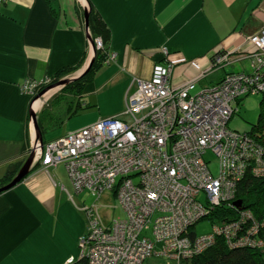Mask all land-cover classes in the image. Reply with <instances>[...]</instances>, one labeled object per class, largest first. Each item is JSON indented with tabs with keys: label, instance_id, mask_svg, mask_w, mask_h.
<instances>
[{
	"label": "crops",
	"instance_id": "crops-1",
	"mask_svg": "<svg viewBox=\"0 0 264 264\" xmlns=\"http://www.w3.org/2000/svg\"><path fill=\"white\" fill-rule=\"evenodd\" d=\"M86 5L104 20L116 58L95 76L87 94L94 108L83 111L86 120L75 128L122 110L130 78H148L155 62L172 65L176 87L202 76L195 89L217 76L208 69L218 49L232 54L217 81L226 72L249 70L246 38L264 27V0H6L0 8V175L32 139L30 98L20 87L25 78L93 57ZM58 170L50 165L0 194V264H65L78 256L87 217Z\"/></svg>",
	"mask_w": 264,
	"mask_h": 264
},
{
	"label": "built area",
	"instance_id": "built-area-1",
	"mask_svg": "<svg viewBox=\"0 0 264 264\" xmlns=\"http://www.w3.org/2000/svg\"><path fill=\"white\" fill-rule=\"evenodd\" d=\"M252 38L263 52L254 63L255 74L246 76L248 86L243 88L242 76L232 74L192 93L194 81L176 87L169 79L170 70L159 67V73L148 80L136 78L142 88L140 98L135 97L128 110L134 116L152 111L149 117L128 123L107 116L70 136L71 147L63 151L73 154L65 160L73 183L92 194L110 190L125 207L124 218L107 221L96 207L88 208L89 226L79 247L89 264H145L150 255L161 251L168 258H189L210 247L214 235L226 232L225 226H217L213 232L190 235L191 226L208 214V206L233 195L229 175L235 163L243 168L255 152L261 153L243 133L228 128L229 116L225 115L231 108L235 112V95L246 89L264 90V30ZM168 102L172 107H167ZM168 136L176 143L169 146ZM89 137L96 138V144L88 145ZM68 142H61L62 147ZM53 150L58 151L57 145ZM208 150L220 160L217 176L206 162ZM54 153H44L45 163L57 157ZM203 192L206 197L201 196ZM150 225L152 237L144 232ZM97 248L100 252L93 255ZM76 260L70 257L68 263Z\"/></svg>",
	"mask_w": 264,
	"mask_h": 264
},
{
	"label": "trees",
	"instance_id": "trees-1",
	"mask_svg": "<svg viewBox=\"0 0 264 264\" xmlns=\"http://www.w3.org/2000/svg\"><path fill=\"white\" fill-rule=\"evenodd\" d=\"M88 20L93 39H102L106 46L104 51L98 48L96 49L90 70L83 74L81 78L77 79V83L76 81H73V83H67L64 86L66 89L63 92L61 91L62 93L68 91L65 93L63 99L68 98V96L72 97L73 99L67 102V108L69 110L67 118L71 116V113L72 116H75L80 112L85 111V109L93 106L89 100H86L87 94L94 90L95 74L102 67L107 55L109 54L108 43L110 39V31L108 30L104 20L96 12L93 6L90 7ZM224 66L225 63L218 65L214 69L218 70L222 67L224 68ZM250 66L251 68L249 70L226 72L218 79V81L216 79L214 84H208L202 88L206 86H215L232 74L242 76V79L240 78L239 81H241L240 83L244 88L248 86L249 83L247 81L249 78L246 76H252L256 72V67L252 62ZM72 72H74V69L71 66L61 68L54 75H52V81L50 84L57 83ZM35 80L38 81L39 79ZM71 87L75 88L72 90H67V88ZM256 91L257 92L246 89L244 92L235 95L233 98V106L235 107V113H237L240 110L239 105L243 98L249 96L251 93H260L262 95V98L259 102V113L255 123H252L250 129L247 131L232 129L229 127V122L234 116L233 115L228 121V128L232 131L243 133L246 137H248L247 139L254 145L257 151H260L261 153L259 155V153L255 152L253 157L249 159V161L245 162V166L243 168L239 166V163H235L234 168L231 170L229 175V180L234 184V192L232 193L233 195L231 194L232 196L217 205L208 206L209 212L206 215V218L213 226V229L210 232H213L215 227H223L230 222H235L237 224V226L234 227L236 230L233 234H231V232L219 234L225 237L218 238L214 245L202 253L194 256L192 259H188V261H181V264H264V90ZM59 95L60 94L56 93L54 96H52V98H49L46 105L40 110V114H38V126L44 138L47 131L53 126L51 121V109L53 108L52 103L54 99L59 97ZM62 122L63 120L61 119V123ZM241 140L243 141L244 139L242 138ZM27 147V145L24 146L22 151L26 150ZM209 151L211 150L206 152L205 159L209 164V167L212 168V161L206 157ZM23 153L8 160L7 170L4 173L5 175L0 180V188L9 183L14 178L21 166H23L25 160L23 158L19 160ZM212 154L214 155L218 166L216 173L213 172L212 169L211 171L214 176H217L219 174L220 160L214 154V152H212ZM102 217L104 216L102 215ZM124 217L125 215L121 218ZM104 220L107 221L106 217H104ZM199 222L200 220L197 221L196 225ZM250 227H254L255 231L250 230ZM152 229V225L149 226V229L147 228V230H150V232L148 231V236H153ZM196 234H198L196 231V226L195 229L193 226V228L190 229V235L194 236ZM249 242H253L254 244ZM72 264H86V259L79 258Z\"/></svg>",
	"mask_w": 264,
	"mask_h": 264
},
{
	"label": "rangeland",
	"instance_id": "rangeland-1",
	"mask_svg": "<svg viewBox=\"0 0 264 264\" xmlns=\"http://www.w3.org/2000/svg\"><path fill=\"white\" fill-rule=\"evenodd\" d=\"M5 1L6 0H0V8L5 3ZM86 7H87V5H86ZM261 30H264V27H262L260 30H258L257 32L251 34L250 36H248L246 38V40H247L246 42L248 44H250L249 45L250 49H248V50H249V54H250V57H251V62L253 63V65H254L256 59H259V57L261 56V53L263 51L261 50L260 46L255 42V40H253L252 37L255 34H259V31H261ZM89 31H90V28H89ZM90 35H91V32H90ZM91 39L92 40L89 39V42H90V51L91 52L93 51V53H94L93 57L91 56L92 58H90V60L88 62L86 60H82L79 64H76L75 66H71L74 69V72H72L69 75L65 76L64 79H67V78L72 79L74 77H77V78H75L73 80V81H76L77 79L81 78L82 75L79 76L80 74H82L84 71H86L85 73H87L90 70L91 65L93 63V60H94L96 49L98 48V49H100L102 51L105 50L106 44L102 41V39L98 38L101 41V42H98V39H93L92 35H91ZM161 50L163 52L167 53V49L164 46L161 48ZM108 52H109V54L107 55L104 63L109 62V60H114L116 58V53L115 52H112L110 50ZM231 54H232V52H230L227 49H223V50L222 49H218V50H216L214 55H213V59H212V62L210 64L208 70H212V69L216 68L218 65H221L223 63H225V65H226L228 62H230ZM85 57H87V56H85ZM103 66H104V64L97 71L95 76L101 71ZM164 66L168 70H170L169 79H171V72H172L171 66L172 65L171 64L162 63V62H155L154 63L152 71H151V74H150V76L148 78L147 77H142V78L140 77V78L143 79V80L144 79L148 80L149 78H152L154 76L155 72L159 73L157 71L159 69V67H164ZM217 71H218L217 76L219 75V73L221 74V72L223 74L222 70L219 69ZM204 73H206V72H201V75H203ZM52 75H54V74H52ZM52 75H47L44 78L39 79L38 81L37 80L35 81V78L33 79L32 77L31 78L27 77V78H25L24 82H22V84L20 85L21 90L23 91V93H26L27 95H29V98H30V106H29V110H28V112H29L28 113L29 114L28 115V121H29L30 125L29 124L28 125H29L30 129L32 130V139L29 136V144L27 145L29 148L27 147L26 150L21 152V153H23V152L24 153L19 158V160L21 158H23L25 160L24 161V163H25L26 160L28 159V157L32 154V151H34V157L35 158H34V163L30 166L29 172L17 184H15L13 187H15L16 185L22 183L23 181H25L27 178H29L33 174H36V172H38V171L47 170V167L50 166V165L51 166L52 165L53 166L59 165L58 175L61 178V180L63 181V183L65 185L69 184L74 189L75 193L79 194V196L75 195L76 198L79 197V199H78V203L79 204L77 203L75 198H73L74 195H70L69 194V198L71 199V201H73L75 203V205H77V207L81 211H83L86 214L87 227L89 226V217H90V213H89V209L88 208H91V206L92 207H96L98 212H100L104 217H106L107 220H111V219H115V218H121V217H123L125 215L124 211H123V208H122L123 205L122 206L120 205L118 199L116 198L115 194L112 193V191L107 190L103 194L98 192L99 195L98 194H92L93 193L92 191H90V190L87 191V189H84L83 187H81V185H79V184H77L78 186L75 185L74 184L75 181L73 179V176L69 174L70 172L68 173V170L66 168L67 165L65 163V160H67V159L69 160L73 156V154H70L68 151H67V154L64 153V151H63V149L65 147L66 148L67 147L68 148L71 147L69 142H68V139L70 138V136L74 135V133H76V131L78 132V130H80L82 128L84 129V128L90 126V125L96 124V122H98L100 119L95 121V122H92V123H90V124H88L86 126L75 128V127L78 126V124H80V123H82L83 121L86 120V112L82 111V112H80L79 114H77L75 116L74 115L72 116V113H71V116H69L67 118V115L69 113V110L67 108L68 107L67 102H69L70 100H73V99H72V97H69V96H68V98L63 99L65 93H67L68 91H65L64 93H62V92L66 89V88H64V86L67 83H69V82L73 83V81H69V82L65 83V85H59V86L56 85L53 88H51L50 90H47L45 93H43L46 88H48L49 86L53 85V84H50V82L52 81ZM217 76H215V77L213 76V78H211V80L208 78V81H207V79H203L202 82L200 84H198L197 88L192 90V92L193 91L196 92V90H199L202 86L206 85L208 82L210 84H214L216 82L215 80L218 78ZM200 77H202V76H198L196 78H193V79L189 80L188 82L194 81V83L197 84V80L196 79L200 78ZM31 81H33V82L30 83ZM58 82H60V81H58ZM26 83L29 86L26 85ZM57 83H55V84H57ZM76 83H77V81H76ZM30 84H32V85H30ZM183 86H185V84H183V85H181L179 87H183ZM74 88L75 87L67 88V90H72ZM140 88L141 87H140L139 79H136V77L130 78V80H129L128 84H127V88H126L124 108L122 110H120L119 112H117L116 114H112V115H109V116L118 117V118H120L122 120H125L128 123H131V122L132 123H138L143 117H149L151 115L152 111H149V112H147L145 114H144V112H141V113L138 112L139 116L138 115L134 116L132 113H129V115H128V112H129L128 110L130 109V105L133 104L132 102H133L134 98L135 97H137L138 99L140 98V96L138 95V94L141 93L140 90H139ZM254 92H257V91L255 90ZM56 93H58L60 95H59V97L54 99V101L52 103L53 104V108L51 109V115H52V120L51 121L53 123V126H52L51 129H49L50 132L47 131V133L45 134V138L42 136V134H41L42 137L39 138L37 133H36V129L34 127V124L32 122V116H31L30 111L33 110L37 114V118H38V114H40L39 113L40 110L46 105V103L49 100V98H52V96H54ZM46 94H47V96H46ZM66 97H67V95H66ZM179 97L182 100L186 99L185 97L182 98L181 95H179ZM261 98H262V95L260 93H251V94H249V96H246L245 98H243L241 100L240 105H239L240 106V110L237 113L233 112L234 109L230 107L231 111H229L230 110L229 109L227 111V114H225L226 116H229L228 117L229 120L234 115L232 117V119L230 120V122H229V127L232 128V129H235V130H239V131H247V130H249L251 125H252V123H255V121L257 120L258 113H259V102H260ZM38 99L42 100V103H41V105H40V107L38 109H35L34 108V103ZM86 100L90 101L89 96L87 97ZM166 103L167 102H165V105H166ZM171 105L172 104H169V102H168L167 107H172ZM93 108H94V106H91V107L85 109V111H87V110L91 111ZM146 109H148V108H146ZM230 114H231V116H230ZM61 119L63 120L62 123H61ZM176 127H179V125L176 126ZM70 128H73V129H70ZM54 129H57V130L61 129V132L55 131ZM62 130L65 131V132H63ZM40 133H41V131H40ZM92 139H93V137H91V138L89 137L88 140L86 141V143H88V145L96 144L95 143L97 141L96 138H95L96 141L92 140ZM168 140H169L168 141V143H169L168 145L169 146L176 143V140L174 138H171V136L170 137L168 136ZM63 141L64 142L67 141L68 143H66V145H64L62 147V143L61 142H63ZM53 145H57L58 151L53 150ZM48 151H54L55 152L54 154L57 157H55L53 159V161H51L50 163H45V157H44L45 154L44 153L48 152ZM68 153H69V155H68ZM206 157H207V159H210L212 161V168L211 169H212L213 172L216 173L218 165H217V161H216L214 155L212 154L211 151H209L207 153ZM24 163H23V165H24ZM21 168H22V166H21ZM20 169L18 170V172L20 171ZM6 170H7V168H6ZM18 172L16 173L14 178L17 176ZM4 173H3V175H0V180L5 175ZM88 176L85 177V180L88 179ZM9 183H7V184H9ZM85 184H86V182H85ZM118 189H119V185H118ZM5 191H7V190H5ZM5 191H3V192H5ZM3 192H1V193H3ZM97 196H99V197H97ZM201 196H205L206 197V194L203 192L201 194ZM202 198L204 199V197H201V199ZM125 202H126V200H125ZM149 210L150 209H148L147 211L149 212ZM179 216H180V213H179ZM182 218L179 221L176 222L177 225H179L178 222H180L182 220ZM199 220H200V222L197 225H196L197 222H195L191 226V228H193V226H194V229H195V226H196V231L198 232V234L208 233V232L212 231V229H213L212 227L213 226L211 225L210 221L206 218V215L203 216L202 218H199ZM235 226H237V224L235 222H230L229 224L227 223L225 225L226 232H229V233L232 232V229ZM250 230L255 231V228L254 227H252V228L250 227ZM148 231L150 232V230H148ZM222 233H225V232L223 231ZM81 236L78 239V252H79L78 256H71V257H74V258H77V259L84 258V257H81V255H80L81 254V248L79 247V245H80ZM220 237L224 238L225 236L223 237V235H214V238L212 239V242H213L212 245H214L217 242V239L220 238ZM249 243L254 244L253 242H249ZM160 246H161L160 243L157 244V248H160ZM100 250L101 249H99V248H97V250L96 249L92 250V254L95 255L97 252H100ZM205 250H203V251H205ZM203 251H201L199 253L195 252V254L191 255L189 258H182V259H180V258L179 259L178 258H168L167 255H165V256L163 255V253H165V252L161 251L160 255L159 254L158 255H156V254L150 255L149 258H147L145 260V264H181V261H185V260L188 261V259L189 260L192 259L194 256L202 253ZM68 260H67V262L65 264H69ZM86 264H89V258L87 259ZM90 264H99V263H90Z\"/></svg>",
	"mask_w": 264,
	"mask_h": 264
},
{
	"label": "water",
	"instance_id": "water-1",
	"mask_svg": "<svg viewBox=\"0 0 264 264\" xmlns=\"http://www.w3.org/2000/svg\"><path fill=\"white\" fill-rule=\"evenodd\" d=\"M89 11H90V7H88V6L85 7V14H84L85 16L84 17H85L86 32H87L88 38L90 40H92L91 39V35H90V31H89V20H88ZM85 72L86 71H84L79 76L83 75ZM75 78H77V77H74L72 79H70V78L64 79L63 78L57 84H53V85L49 86L48 88H46L43 93H45L47 90H50L51 88H53L56 85H58V86L59 85H65V83H67L69 81H73V79H75ZM30 113H31V116H32V122L34 124L35 129H36V133H37L38 137L41 138L42 136H41V133H40V130H39V126H38L37 114L33 110H31ZM34 158H35L34 157V151H32V154L28 157V159L26 160V162L24 163V165L22 166V168L18 172L17 176L9 184L1 187L0 188V193L5 191V190H8V189L12 188L15 184H17L29 172L30 166L34 163Z\"/></svg>",
	"mask_w": 264,
	"mask_h": 264
},
{
	"label": "bare ground",
	"instance_id": "bare-ground-1",
	"mask_svg": "<svg viewBox=\"0 0 264 264\" xmlns=\"http://www.w3.org/2000/svg\"><path fill=\"white\" fill-rule=\"evenodd\" d=\"M205 76H206V75H205ZM73 80H74V79H73ZM193 92H195V91H193ZM46 96H47V94H46ZM40 98H41V97H40ZM41 103H42V100H40V99L36 100L35 103H34V108H35V109H38V108L40 107Z\"/></svg>",
	"mask_w": 264,
	"mask_h": 264
}]
</instances>
